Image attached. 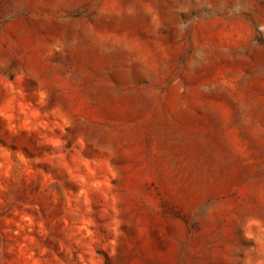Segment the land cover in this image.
<instances>
[{
    "label": "rangeland",
    "instance_id": "374dc122",
    "mask_svg": "<svg viewBox=\"0 0 264 264\" xmlns=\"http://www.w3.org/2000/svg\"><path fill=\"white\" fill-rule=\"evenodd\" d=\"M0 264H264V0H0Z\"/></svg>",
    "mask_w": 264,
    "mask_h": 264
}]
</instances>
